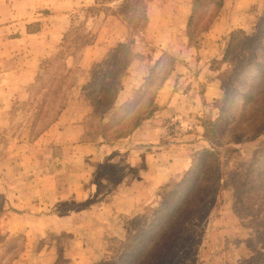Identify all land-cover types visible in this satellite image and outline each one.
Instances as JSON below:
<instances>
[{
	"label": "rangeland",
	"instance_id": "1",
	"mask_svg": "<svg viewBox=\"0 0 264 264\" xmlns=\"http://www.w3.org/2000/svg\"><path fill=\"white\" fill-rule=\"evenodd\" d=\"M195 1L147 0V25L134 31L120 20L104 23L119 0L78 7L59 51L39 62L24 88L15 79L30 64L29 51L16 43L12 57L0 55V264H118L139 241L146 254L175 222V212L162 215L168 202L185 193L180 209L190 207L189 221L162 264H264V190L257 183L264 129L250 137L263 126L264 96L240 97L264 79L256 68L262 58L252 53L264 39V0H224L214 20L212 0L187 35ZM19 2L0 0V52L4 36L23 32ZM102 30L109 51L126 44L130 57L113 109L94 114L86 94L109 51L90 71L80 52ZM151 97L142 134L122 137L118 120ZM170 105L169 116H159ZM87 107L86 149H75L74 130L48 131L58 112Z\"/></svg>",
	"mask_w": 264,
	"mask_h": 264
},
{
	"label": "trees",
	"instance_id": "2",
	"mask_svg": "<svg viewBox=\"0 0 264 264\" xmlns=\"http://www.w3.org/2000/svg\"><path fill=\"white\" fill-rule=\"evenodd\" d=\"M96 1H102V0H95ZM118 0H103L105 3H112ZM120 4L116 7V11L113 14L114 17H117L121 22L126 24V27L130 31L139 30L143 27H146L147 25V17H146V2L147 0H119ZM212 2V0H196L194 2L193 11L191 14V17L187 23V28L189 31L187 32V35H190V28L193 24L194 19L197 17L198 12H206L208 9L209 4ZM224 0H217L215 6L210 11V16L213 18L216 17L218 10L221 8ZM96 4H99L96 2ZM208 28V27H207ZM264 38V33H263ZM259 40V39H257ZM263 44V45H262ZM262 44H259L256 48L252 50V53L254 56H260L262 60L258 61L259 64H257L256 68L258 70L264 69V39ZM130 57V50L129 46L126 44H119L116 47L112 48L108 54L105 56V58L100 62L99 67L100 71L99 73L92 71V74L95 73V78L92 80L95 82L94 85L91 86V88L88 91V94H86V98H90L91 104L95 107V113L97 114L99 112L108 113L110 110L114 107V101L115 97L122 90V82L121 79L123 77V73L125 71V65ZM57 60V58H56ZM55 62V60H54ZM253 62L252 60H248L247 64H250ZM245 71L246 73L249 72V67L246 65ZM264 72V71H263ZM39 80V77L35 78L32 85H34L35 81ZM88 85V84H87ZM86 86V85H85ZM85 86L82 87V91L85 89ZM243 94L240 95L241 98H245L246 102L250 100L251 97L256 96H264V79L260 82L258 87L253 86H246L243 89ZM227 93L230 91V89L226 90ZM226 93V94H227ZM153 105V97L149 99L147 102H145L140 108L139 111L135 114L127 115L125 120L120 118L118 120V123H122L120 128H124L122 137H127L131 135L139 126V123L145 118L146 115H151L153 113V108H150ZM245 107V105L241 106L242 109ZM147 110V112H146ZM60 112L57 113V116ZM262 120L260 121V124H262V128H257L255 130H258L257 132H251L250 137H252L254 134H257L261 130L264 129V108L261 111ZM125 128H128L125 130ZM121 129H118L120 131ZM86 136V134L83 136ZM104 140V136L101 135ZM209 156L214 159V161L217 162V158L214 157L212 152H207ZM258 187L264 190V175L259 177L258 179ZM197 187V186H195ZM181 198V202H178V199L174 203L168 202L167 206L164 209L163 216L165 215V212L174 213L175 216H173V220L175 219V222H171V224L168 225L167 228H165L164 231H162L164 228H162L159 231H162L159 233L157 238L154 240L152 248L145 254L143 249L140 247L141 241L137 242L136 245H134L133 251H129V247L125 249L128 251L127 253L129 255H125L121 257L118 264H132L135 263L138 258L144 254L142 257L141 264H156L158 261H160V264H162V260L167 257L168 249L171 245L175 244L177 242V239L182 235L183 231H185L187 226V220L189 221L188 213L190 207H187L185 209L183 208V205L185 201L188 199L189 193L185 195L179 194V197ZM192 199V198H191ZM158 231L155 233L157 235ZM150 234V233H149ZM153 234V236L150 238L152 240L156 235ZM148 235V234H147ZM143 237V236H142ZM141 237V238H142ZM183 238V237H182ZM181 238V239H182ZM179 240V242L181 241ZM144 244H147L145 242ZM143 245V244H142ZM12 247H8L7 250L10 251ZM11 253V257L14 256L15 251ZM20 251V248H17L18 252ZM157 257L156 260H154ZM143 260V261H142ZM127 261V262H126ZM129 261V262H128Z\"/></svg>",
	"mask_w": 264,
	"mask_h": 264
},
{
	"label": "crops",
	"instance_id": "3",
	"mask_svg": "<svg viewBox=\"0 0 264 264\" xmlns=\"http://www.w3.org/2000/svg\"><path fill=\"white\" fill-rule=\"evenodd\" d=\"M92 1L94 2V0H21V2L18 3L19 6L21 5V11L23 12V32L17 33L16 35H14L15 37L12 36L14 39H11V37L6 38L4 36V43L2 46L3 50L0 52V55L2 56L12 57L15 52L11 46L16 43L23 44L24 51H29L30 64H28L26 66L27 69H25L18 76L19 78L15 79L18 83L17 86L24 88L32 82V78L35 75L37 68L39 67V62L42 59L49 58L59 51L61 44L63 43L65 34L71 26V18L74 10L81 6L90 5V2ZM39 11H45V14H42L41 12L40 14H38ZM117 20L119 21L117 17H106L104 19V23L105 25H109ZM30 22L39 23V29L35 31H28L26 27L31 24ZM6 30H10V27H6ZM106 33V30H102L101 32L96 31L94 34L93 43L82 49V51L80 52L82 69H86V66H88V71H90L89 69L92 67L93 62L102 59L107 54L112 45L110 44V37H108L107 40L103 39L104 34L107 36ZM30 67L33 68V70L28 69ZM7 83H9V80L5 82V85ZM82 84L83 82L81 84H77L78 93L82 89ZM3 94L4 98H6L8 90L4 91ZM75 100H77V98ZM75 100L71 98L69 99L70 102ZM162 100L163 98L158 95L157 102L159 101V104H161ZM170 107L171 105L167 107V110L161 111L159 116H169L170 110H168V108ZM89 112L90 109L88 107L82 114H77L72 111H62L55 123L49 128L48 131L57 129V131L59 130V135L63 136L65 135L64 132H67V130H74L76 135L75 140L72 139V142H75V149H86V146L88 145L81 142V136L83 134L82 123L86 116L89 115ZM137 133H139V135L142 134L140 133V128H137V131L133 135L138 137ZM45 135H48V132H46ZM174 173L176 172H169L168 177H171V175H174ZM156 177L157 176L154 177L152 183L156 181ZM130 179L140 181L139 177Z\"/></svg>",
	"mask_w": 264,
	"mask_h": 264
}]
</instances>
